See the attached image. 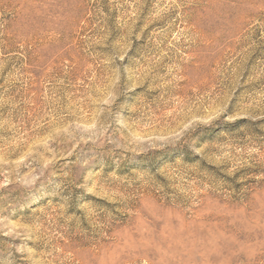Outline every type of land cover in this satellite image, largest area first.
Wrapping results in <instances>:
<instances>
[{
	"label": "rangeland",
	"instance_id": "1",
	"mask_svg": "<svg viewBox=\"0 0 264 264\" xmlns=\"http://www.w3.org/2000/svg\"><path fill=\"white\" fill-rule=\"evenodd\" d=\"M0 264H264V0H0Z\"/></svg>",
	"mask_w": 264,
	"mask_h": 264
}]
</instances>
